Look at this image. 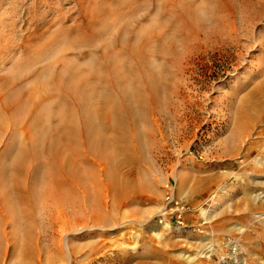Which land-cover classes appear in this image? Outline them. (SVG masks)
<instances>
[{
    "label": "rangeland",
    "instance_id": "1",
    "mask_svg": "<svg viewBox=\"0 0 264 264\" xmlns=\"http://www.w3.org/2000/svg\"><path fill=\"white\" fill-rule=\"evenodd\" d=\"M134 32L158 81L110 146L112 178L82 147L77 205L39 184L0 209V264H264V0H0V81L87 67Z\"/></svg>",
    "mask_w": 264,
    "mask_h": 264
},
{
    "label": "bare ground",
    "instance_id": "2",
    "mask_svg": "<svg viewBox=\"0 0 264 264\" xmlns=\"http://www.w3.org/2000/svg\"><path fill=\"white\" fill-rule=\"evenodd\" d=\"M93 24L83 33L86 40L99 36ZM131 38L119 39L117 50L106 43L104 49L91 53L87 67L62 62L55 73H48L51 63L43 64L25 87L22 82L1 79L0 139L5 131L9 133L0 155L1 211L22 210L35 197L39 184L55 197V205L62 206L64 213L77 205L79 199L68 184L71 180V186L83 190L77 164L83 160L82 147L106 164L105 174L112 178L111 148L125 137L129 121L140 117L158 81L153 71L145 72L151 61L148 40L139 32ZM47 48L39 46L34 56H44ZM24 179L30 184L27 198L14 188L15 182L20 186Z\"/></svg>",
    "mask_w": 264,
    "mask_h": 264
}]
</instances>
